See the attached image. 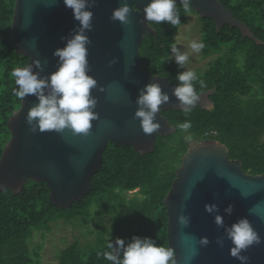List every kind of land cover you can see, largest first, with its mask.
<instances>
[{"label": "water", "instance_id": "95a60500", "mask_svg": "<svg viewBox=\"0 0 264 264\" xmlns=\"http://www.w3.org/2000/svg\"><path fill=\"white\" fill-rule=\"evenodd\" d=\"M125 2L132 8L130 23L113 21V11ZM148 3L150 0H96V6L90 9L94 13L93 29L86 34L92 42L88 46V75L98 82L92 95L98 100L95 112L99 119L93 121L86 135L73 134L69 129L63 133H33L26 118L39 101L27 96L8 122L11 138L0 158V193L11 190L17 194L27 181L44 183L50 190L51 205L70 208L91 191L92 178L102 167L104 151L110 143L147 154L155 150L158 136L176 132L162 112L180 111L179 101L172 95L179 83L140 68V49L146 36H157L155 22H142L143 8ZM176 5L182 6L181 0H176ZM191 5L200 18L212 19L218 29L230 26L239 29L244 37L255 39L247 24L235 18L221 1L192 0ZM78 25L64 0H16L11 42L18 54L29 59L27 66L33 65L41 78L48 77L58 69L54 51L66 46L64 38H71ZM37 60L42 72L35 68ZM112 61L116 63L110 66ZM150 83H160L170 99L157 113L156 122L161 127L148 135L134 117L140 90ZM99 87L105 91L100 92ZM212 94L213 91L200 93L195 107L211 110ZM176 175L164 205L169 247L176 252L177 264H241L231 257L234 245L224 228L215 224L216 215L223 217L226 227L240 218L250 221L261 243L241 254L249 257V264H264V174L245 173L242 163L230 158L225 144L206 140L188 149ZM206 204H216L219 211L207 213ZM229 205L234 209L231 215L225 213ZM181 215L190 217L187 227L179 223ZM202 237L210 241L207 246L200 244ZM218 238L224 241L222 248L216 243Z\"/></svg>", "mask_w": 264, "mask_h": 264}, {"label": "trees", "instance_id": "16d2710c", "mask_svg": "<svg viewBox=\"0 0 264 264\" xmlns=\"http://www.w3.org/2000/svg\"><path fill=\"white\" fill-rule=\"evenodd\" d=\"M219 1L247 24L255 39L244 37L230 26L218 29L212 19L202 18L203 56L221 55L203 74L197 73L207 86L201 88L198 82L194 86L198 94L213 91L210 98L214 107H194L187 115L174 109L162 112L176 132L158 136L152 153L142 154L132 147L110 143L102 167L92 178L91 191L70 208L51 205L50 190L44 183L27 181L17 194L11 190L0 193V264H41V246L32 248L31 238L35 233L49 232L59 221L86 226L95 222L98 231L92 243L83 246L76 241L62 250L57 264H111L97 253L108 251L107 244L116 238L127 243L133 236L148 237L169 247L164 200L182 157L191 148L185 142L186 134L195 143L216 140L225 144L230 158L240 161L245 173L264 174V0ZM15 2L0 0V158L11 138L9 119L21 105L13 95L17 85L10 72L29 64L11 42ZM178 7L181 24H153L157 36L147 35L140 49L143 71L176 83H180L176 79L180 71L169 59L171 45L175 43L173 34L188 13ZM185 120L192 124L187 132L177 127ZM135 190L138 193L128 197ZM106 220L108 226L103 224Z\"/></svg>", "mask_w": 264, "mask_h": 264}, {"label": "clouds", "instance_id": "9594fccd", "mask_svg": "<svg viewBox=\"0 0 264 264\" xmlns=\"http://www.w3.org/2000/svg\"><path fill=\"white\" fill-rule=\"evenodd\" d=\"M64 4L72 10L73 17L79 22L70 34L71 38L66 39V46L54 51L53 56L58 58V69L48 77L41 78L39 72H34L33 65L16 67L10 72L15 79L16 88L13 95L20 101L29 96H35L39 103L33 106L27 115V124L33 133L39 131L63 133L66 129L72 130L73 134H88L93 127V121L99 119L95 112L98 100L92 95L97 89L98 82L88 75L89 70V45L92 43L87 32L93 29L94 13L91 8L96 6V0H64ZM185 12L191 11L192 0H181ZM132 8L125 2L112 13L111 19L123 24L130 23L129 16ZM144 21L142 22H168L172 26L181 24L179 7L176 0H150L143 8ZM205 47L203 42L192 41L190 48L193 52H200ZM172 55L170 60H175L180 68H183L189 60V53L181 50L175 43L171 45ZM112 61L110 66L115 65ZM35 68L43 71L39 60L35 61ZM176 79L180 82L173 88L172 95L179 103L180 111L185 115L189 114L200 100V95L195 90L194 82H198L201 88L207 85L195 71L186 70L178 73ZM155 80V79H154ZM99 91L105 89L99 87ZM169 95L162 91L160 83H150L140 90L136 100L138 106L135 112V119L140 121L143 133L151 135L161 125L156 122L157 113L161 106L169 102ZM177 127L187 132L191 127V121L185 120ZM185 142L190 143L192 136H185ZM2 187V185H0ZM205 210L211 214L218 212L216 204H206ZM233 206L229 205L225 213L231 215ZM215 224L224 228L226 236L231 240L234 247L230 249V255L238 259L241 264H249V257L241 253L246 251L253 244H260L261 238L254 230L247 218H240L230 227H226L223 217L216 215ZM179 223L187 227L190 217L181 215ZM210 243L207 237L200 239L202 246ZM216 243L222 248L224 241L218 238ZM108 251L98 252L111 264H177L176 252L172 247L158 245L155 240L148 237L133 236L126 243L124 239L116 238L107 244Z\"/></svg>", "mask_w": 264, "mask_h": 264}, {"label": "rangeland", "instance_id": "374dc122", "mask_svg": "<svg viewBox=\"0 0 264 264\" xmlns=\"http://www.w3.org/2000/svg\"><path fill=\"white\" fill-rule=\"evenodd\" d=\"M202 23V18H200L194 11H190L185 15L184 23L180 25L176 33L173 34L175 44L181 50L189 53V60L185 63L183 68H180L173 59L180 72L192 70L196 73L203 74L210 67V63L221 55V53H212L208 57H204L202 50L198 53L191 50L190 44L192 41L195 40L197 42H202ZM186 136H188V134H186ZM189 144L192 147L196 143L191 141ZM137 193L138 190L130 192L128 193V197H132ZM108 221L109 220L104 221L103 224L108 226ZM97 231L98 225L95 222L86 226L83 223L78 225L77 223L68 224L59 221L57 224L52 225L49 232L45 234L35 233L31 238L30 243L32 248L41 246L39 257L41 264H57L62 250H65L76 241L83 246L92 243L96 238Z\"/></svg>", "mask_w": 264, "mask_h": 264}, {"label": "built area", "instance_id": "2783aa9c", "mask_svg": "<svg viewBox=\"0 0 264 264\" xmlns=\"http://www.w3.org/2000/svg\"><path fill=\"white\" fill-rule=\"evenodd\" d=\"M206 135H207V136H210L211 134H210V133H207Z\"/></svg>", "mask_w": 264, "mask_h": 264}, {"label": "flooded vegetation", "instance_id": "af4514ba", "mask_svg": "<svg viewBox=\"0 0 264 264\" xmlns=\"http://www.w3.org/2000/svg\"><path fill=\"white\" fill-rule=\"evenodd\" d=\"M198 15V14H197Z\"/></svg>", "mask_w": 264, "mask_h": 264}]
</instances>
